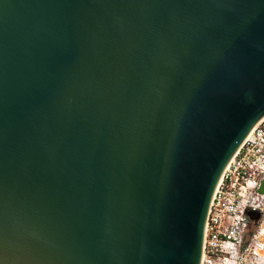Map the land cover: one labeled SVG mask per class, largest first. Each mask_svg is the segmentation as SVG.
<instances>
[{
    "label": "water",
    "instance_id": "water-1",
    "mask_svg": "<svg viewBox=\"0 0 264 264\" xmlns=\"http://www.w3.org/2000/svg\"><path fill=\"white\" fill-rule=\"evenodd\" d=\"M263 117L264 0H0V264H200Z\"/></svg>",
    "mask_w": 264,
    "mask_h": 264
},
{
    "label": "built area",
    "instance_id": "built-area-1",
    "mask_svg": "<svg viewBox=\"0 0 264 264\" xmlns=\"http://www.w3.org/2000/svg\"><path fill=\"white\" fill-rule=\"evenodd\" d=\"M264 117L225 167L212 196L200 264H264ZM248 208L261 218L248 229Z\"/></svg>",
    "mask_w": 264,
    "mask_h": 264
},
{
    "label": "rangeland",
    "instance_id": "rangeland-1",
    "mask_svg": "<svg viewBox=\"0 0 264 264\" xmlns=\"http://www.w3.org/2000/svg\"><path fill=\"white\" fill-rule=\"evenodd\" d=\"M247 214L250 216L248 229H251L254 223L261 218V213L256 208H248Z\"/></svg>",
    "mask_w": 264,
    "mask_h": 264
}]
</instances>
